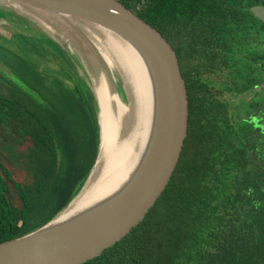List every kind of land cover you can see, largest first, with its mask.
<instances>
[{
	"label": "trees",
	"instance_id": "1",
	"mask_svg": "<svg viewBox=\"0 0 264 264\" xmlns=\"http://www.w3.org/2000/svg\"><path fill=\"white\" fill-rule=\"evenodd\" d=\"M119 1L175 50L188 134L145 219L84 264H264V23L251 11L264 0ZM23 37L8 57L12 94L0 101V243L64 210L99 149L96 101L74 58L45 33ZM14 165L28 182L14 179Z\"/></svg>",
	"mask_w": 264,
	"mask_h": 264
},
{
	"label": "water",
	"instance_id": "2",
	"mask_svg": "<svg viewBox=\"0 0 264 264\" xmlns=\"http://www.w3.org/2000/svg\"><path fill=\"white\" fill-rule=\"evenodd\" d=\"M14 4L28 9V13L51 29L56 38L62 37L59 34L62 32L75 45L74 51L70 47L71 54L96 101L99 149L77 196L43 226L0 243V264H84L129 235L145 219L169 184L188 134L186 83L177 54L168 40L119 0H0V13L15 11ZM251 11L264 23V8L253 7ZM70 20L110 31L134 51L144 72L145 107H148L138 150L125 178L114 189L74 211H70V207L86 188L101 153V106L94 79L101 78L102 73L110 80L111 77L88 36L76 29ZM92 62L99 64L95 76L91 72ZM8 75L15 81L9 71ZM118 79L121 82V76ZM122 82L124 95L116 90L113 81L111 84L116 94L129 105Z\"/></svg>",
	"mask_w": 264,
	"mask_h": 264
},
{
	"label": "bare ground",
	"instance_id": "3",
	"mask_svg": "<svg viewBox=\"0 0 264 264\" xmlns=\"http://www.w3.org/2000/svg\"><path fill=\"white\" fill-rule=\"evenodd\" d=\"M13 6L22 17L44 26L46 35L55 40L59 39L64 46L67 45L74 51L75 45L62 32H59L62 37L56 38L51 29L28 13V9L16 4ZM70 22L88 36L90 44L109 69L111 77L110 80L102 73L101 78L94 79L96 95L101 106L102 144L98 159L99 174L93 171L86 188L70 207V211H74L114 189L125 178L138 150L148 107H145L147 93L144 72L134 51L113 33L97 25L76 20ZM42 29L44 31V28ZM69 47L68 51L73 53ZM115 72L124 81L131 106L125 104L112 87ZM134 104L136 106H133Z\"/></svg>",
	"mask_w": 264,
	"mask_h": 264
},
{
	"label": "rangeland",
	"instance_id": "4",
	"mask_svg": "<svg viewBox=\"0 0 264 264\" xmlns=\"http://www.w3.org/2000/svg\"><path fill=\"white\" fill-rule=\"evenodd\" d=\"M10 11V10H8ZM8 13V25H4V26H8V28H4V27H1L0 26V33H6L8 36H6V39H8V37H11V39H13V45H12V48L13 46L17 45L18 43H21V41H23L22 38H24L23 36H28V37H34L33 34H38V33H42V34H46L47 31L45 30L46 28L44 26H41V25H37L36 22H33L29 19H26L25 17H22L20 14H18L17 12L13 11L11 9L10 12H7ZM2 18V17H1ZM35 21V20H34ZM13 22V23H12ZM16 23V25L14 24ZM23 26H24V29H23ZM44 28V31L43 29ZM20 34V35H23V36H17L15 37L13 34ZM30 34V35H29ZM14 36V37H13ZM59 44H61L60 46L62 47L64 53L70 58H72L73 60V55L68 51V48L69 46H64L65 44H63L62 42L58 40H56ZM70 48V47H69ZM71 49V48H70ZM48 65L49 67L53 68L52 65H54L53 63L51 62H48V63H45L44 66ZM0 68L5 70L4 67H2L0 65ZM99 70V64L97 62L93 63L92 62V65H91V72L92 74L95 76L96 73L98 72ZM116 73V72H115ZM6 77V75H4ZM115 77V80H113L114 82V86L116 88L117 91H119V93L123 94L122 93V87L121 85L123 86V82L121 80V82L119 81L118 77L119 75L116 73V75H114ZM212 80L214 81V83H223L224 82V79L220 78V77H217V76H213L212 77ZM124 95V94H123ZM232 103H236L235 100H232ZM133 106H136L135 104ZM238 109H240L238 107ZM239 113V112H238ZM3 124L0 123V151L3 153V155L6 157V159H8V154L5 150V148L2 145V143H6L8 145V129H4L3 131ZM4 136L7 137V140H5ZM30 145V143L28 141H23V143L21 145H19V148L18 150L19 151H23V150H26L27 147ZM7 163V168H8V162ZM10 171H11V174L13 175L14 179H16L17 181H21V182H28V178L26 177L25 173L20 170L18 168V166L14 165V166H10ZM95 172H98L99 174V160H98V163L94 169Z\"/></svg>",
	"mask_w": 264,
	"mask_h": 264
},
{
	"label": "flooded vegetation",
	"instance_id": "5",
	"mask_svg": "<svg viewBox=\"0 0 264 264\" xmlns=\"http://www.w3.org/2000/svg\"><path fill=\"white\" fill-rule=\"evenodd\" d=\"M8 17H9L8 13H0V26L1 27L8 28V26H4V25H8ZM14 24L16 25V23ZM23 29H24V26H23ZM13 35L15 37L21 36L20 34H15V33ZM6 36H8L6 33H0V65L4 67V69L6 68L5 70L0 68V101L1 99L8 101V96L12 94L13 86L11 83H14V82L9 77L8 71L9 73L11 72L13 73V71L8 67V63H9L8 57L10 56V52L12 51L17 53V49L21 45V43H18L12 48V45H13V41H12L13 39H11L12 36L8 37V39H6ZM33 36L35 35L33 34ZM30 60L32 62H35L33 61L34 59L32 58H30ZM4 75H6V77Z\"/></svg>",
	"mask_w": 264,
	"mask_h": 264
}]
</instances>
